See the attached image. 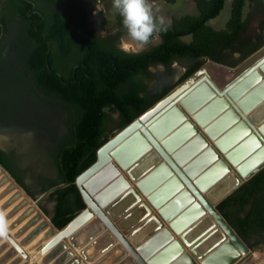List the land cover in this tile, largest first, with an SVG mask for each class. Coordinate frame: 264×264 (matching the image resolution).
Segmentation results:
<instances>
[{"label": "trees", "instance_id": "trees-1", "mask_svg": "<svg viewBox=\"0 0 264 264\" xmlns=\"http://www.w3.org/2000/svg\"><path fill=\"white\" fill-rule=\"evenodd\" d=\"M61 1L11 0V6L0 16L5 27L18 17L14 46L18 50L29 46L23 55L25 69L41 91L61 103L67 117V131L50 151L59 182L40 190L43 193L52 188L51 222L57 228L84 207L75 178L96 160L97 149L108 140L106 124L112 115L106 107L117 113L116 127H123L173 87L159 93L149 90L146 80L151 78V67L162 65L173 71L171 66L176 62L185 68L180 81L195 72L203 58L235 67L264 44V21L255 40L244 35L248 21L243 17L247 3H264L263 0H231L230 16L220 29L208 21L220 13L226 0H194L197 13L172 18L171 24L165 25L166 31L155 33L159 42L139 52L125 51L105 37L94 35L82 19L76 21L63 14L67 9ZM10 159L0 150V165L22 186L8 164ZM263 189L264 169L221 201L218 209L228 221L220 205L230 200L242 206L251 202L243 225L257 218L258 230H264V195L258 194ZM234 229L244 240L241 232Z\"/></svg>", "mask_w": 264, "mask_h": 264}, {"label": "rangeland", "instance_id": "rangeland-1", "mask_svg": "<svg viewBox=\"0 0 264 264\" xmlns=\"http://www.w3.org/2000/svg\"><path fill=\"white\" fill-rule=\"evenodd\" d=\"M230 1L226 0L220 13L208 21L215 29L221 28L228 20ZM149 2L153 6L155 16L163 18L165 25L168 26L171 24L172 18L176 16L197 12L194 0H174L171 2L149 0ZM61 4L67 9V11H62L63 14L71 16L76 21L82 19L88 30L94 35L105 37L121 49L127 45L128 52L142 51L137 50L136 44L127 37L122 17L113 9V0H62ZM243 17L247 18L248 21L244 35L257 40L260 24L264 21V3L259 1L247 3L243 8ZM9 24L10 28L7 35L0 42V149L7 152L8 158H11V162L8 164L12 166L23 185L21 186L2 165L0 168L15 182L24 196L33 204L37 213L48 222L54 231L63 230L76 219L79 222L75 228L76 232L73 231L71 240L59 239L49 245L37 243L30 250L26 249L20 242L23 250L20 251L15 248L21 257L19 264H157L154 260L157 256L156 250L160 247L168 252V259L165 260L164 264H203L202 259L193 254L191 247L182 242L179 234L173 231L167 221H163L159 217L157 209L155 210L152 206L147 214L144 211L145 216L141 217L140 220L150 228L144 238L145 240H153L160 234L162 235L161 243L156 244L155 251L149 252L146 258H141V260H138L140 253L137 247H134L137 259H131L133 256L127 235L121 233L119 227H113L117 229L118 233L113 232L108 225V223H113L111 219L106 215L101 217L104 211L103 206L96 201V198L94 199L96 190L85 194L78 184L76 186L84 207L75 211L71 221L63 227L57 228L53 225L51 216L54 200L50 195L52 188L43 193H40V190L52 183L59 182L57 169L50 151L58 145V141L67 131V117L65 119L63 113L65 111L61 103L41 91L35 85L31 74L25 69L23 55L29 46L25 45L24 50H18L14 46V38L19 27L18 17L10 20ZM261 33V36L264 37V29ZM188 39L189 37H185V40ZM159 40V36L154 33L143 50L157 44ZM263 46L264 44L259 49ZM259 49L248 57L255 54ZM246 59L233 68H238L250 58ZM202 61L198 69L209 62H214L208 58H203ZM171 67L173 71L165 70L162 65L151 67V78L146 80L148 89L154 93H159L173 85L171 90L164 95L166 96L189 77L178 81L185 68L176 62ZM105 110L111 112L112 115L111 120L106 124L107 138L109 139L119 134L127 125L120 128L116 127L117 113L110 107H106ZM197 128L204 133L200 127ZM208 140L213 145V141ZM218 152L223 156L220 151ZM263 191L264 189L261 193ZM251 204L249 202L242 206L234 200H230L220 205L228 221L241 232L245 238V243L250 248V252L242 255L233 264H264V248L259 244V241H256L259 233L251 230L248 225H243V219H245ZM96 220L103 228L92 227L91 223ZM114 224L113 226H115ZM90 226L92 231L88 233L86 230ZM41 229L42 227H34L30 236H36ZM105 235L108 236L109 242L101 244V239ZM48 254H50L51 260L47 262ZM11 256L13 254L9 253V257Z\"/></svg>", "mask_w": 264, "mask_h": 264}, {"label": "water", "instance_id": "water-1", "mask_svg": "<svg viewBox=\"0 0 264 264\" xmlns=\"http://www.w3.org/2000/svg\"><path fill=\"white\" fill-rule=\"evenodd\" d=\"M212 63L224 70L234 69ZM179 99L185 109L176 105ZM141 129L143 149L148 151L143 156L154 155L162 163L164 178L160 187L152 177L142 180L140 187L153 190L148 200L153 207L162 203L159 212L182 242L203 264H212L221 250L228 249L229 255L220 264H233L250 252L218 205L264 169V56L222 88L207 76L198 79L161 106ZM130 152L128 161L134 167L129 171L136 172V177L126 172L136 181L150 166L138 168L144 160L142 152ZM115 174L120 172L115 170Z\"/></svg>", "mask_w": 264, "mask_h": 264}, {"label": "bare ground", "instance_id": "bare-ground-1", "mask_svg": "<svg viewBox=\"0 0 264 264\" xmlns=\"http://www.w3.org/2000/svg\"><path fill=\"white\" fill-rule=\"evenodd\" d=\"M263 56L264 46L255 54L248 57L250 59L246 63H243L236 69L224 70L212 62L202 66L198 69V71L191 74L183 83H181L180 86L176 87L173 91L162 97L145 113L128 124L119 134L109 138L104 144H102L97 151L94 163L78 176L76 183L85 194L89 191L93 192L96 190V193H94V199L96 198V201L103 206L104 211V213L101 214V217L106 215L113 223H115V226H113V223H108V225H110V229L113 232L118 233L116 228L119 227L121 228V231L119 229L118 230L127 235L126 237H128V241L131 244V252L133 256L131 259H137L135 256L136 249L134 247H137L138 252L140 253L138 254V260H141V258H146L149 252L155 251V245L161 243L162 239V235L159 234L153 240H145L144 237L149 232L150 228L148 225L143 224L144 222L140 221L142 219L141 217L145 216L144 211H146L147 214L153 207L148 200L153 194V190L142 189L140 187L141 181L145 178L152 177V181H159L157 186L160 187L162 185V181L160 180H163L164 178L162 168H160L162 163L157 161L154 155L146 157L143 156L148 152H144V144L140 138V136L143 135L141 127L144 122L161 106H164L168 102L174 100L181 92L191 86L198 79L207 76L219 88H222L242 75L245 71H247V69L255 65ZM258 70H260V67ZM176 105L184 108V104L180 99L177 100ZM150 130L153 131L154 127H150ZM128 140L131 142L127 143ZM157 140L162 142L161 138H157ZM152 149L153 147H151L150 150ZM132 150L142 152L140 156H143L144 160L138 168L150 166L144 175L140 176L141 178L136 181H132L130 179L131 177H136V172L129 171L134 167L131 166L132 161L130 163L128 161V155H130V151ZM126 169L131 177H129ZM115 170L120 172L119 176L115 174ZM137 185L141 188V191ZM160 196L161 193L158 194V197ZM161 205L162 203L158 204V207L154 208L155 210L157 209L159 217L165 221L159 212V207ZM0 212L5 214L8 222L7 235L0 236V264L20 263L21 257L17 254L18 251L15 249L16 246L23 250L21 246L23 244L26 249L30 250L37 243H47V245H49L57 242L59 239L71 240V236L74 234L73 231L76 232L75 228L79 225L78 219H76L63 230L54 231L48 222L41 217L39 213H37L33 204L24 196L23 192L19 189L15 182H13L8 174L1 168ZM91 224L93 228L95 226L103 228L99 224L98 220L92 222ZM34 227H42V229L38 231L36 236L31 237L30 233ZM92 227L90 226V228L86 231L91 233L90 231H92ZM113 227H116V230ZM108 242V236H103L101 244H107ZM13 243L16 244V246H14ZM9 253H12L13 256L9 257ZM156 253L157 256L155 257L156 260H154V262L157 264H164L165 260L168 259L167 250L160 247L156 250ZM228 255V249L223 251L221 250V253L216 256V259L213 260L212 264H220ZM49 257L50 254L46 257L47 262L51 260V257Z\"/></svg>", "mask_w": 264, "mask_h": 264}, {"label": "clouds", "instance_id": "clouds-1", "mask_svg": "<svg viewBox=\"0 0 264 264\" xmlns=\"http://www.w3.org/2000/svg\"><path fill=\"white\" fill-rule=\"evenodd\" d=\"M113 9L122 17L127 37L136 44L137 50L150 42L154 33L166 31L163 18L155 16L149 0H113ZM128 50V46H124ZM8 222L3 212H0V236H6Z\"/></svg>", "mask_w": 264, "mask_h": 264}, {"label": "flooded vegetation", "instance_id": "flooded-vegetation-1", "mask_svg": "<svg viewBox=\"0 0 264 264\" xmlns=\"http://www.w3.org/2000/svg\"><path fill=\"white\" fill-rule=\"evenodd\" d=\"M10 3H11V0H0V16H1V13H3V11H5V10L7 11V10H8V9H6V8L9 7V6H11ZM196 13H197V12H196ZM9 26H10V24H8V25L5 27L4 23H3L2 21H0V42H1V40L4 38V36L7 35V32H8V30H9V28H10ZM159 38H160V37H159ZM14 41H15V40H14ZM0 150H2V149H0ZM3 151H4V150H3ZM4 152H5V151H4ZM5 153L7 154V152H5ZM258 194L260 195L261 192L258 193ZM263 195H264V191H263ZM260 200L263 201L262 197H261ZM262 201H260V202H262ZM252 218H256V217H255V216H252ZM262 218L264 219V213H263V215H262ZM258 224H259V222L257 221V218H256L253 222L249 223L248 227H249L251 230H253V231L259 233L258 236L256 237V241H257V242L259 241V244L262 245L263 248H264V230H258V229H259Z\"/></svg>", "mask_w": 264, "mask_h": 264}, {"label": "crops", "instance_id": "crops-1", "mask_svg": "<svg viewBox=\"0 0 264 264\" xmlns=\"http://www.w3.org/2000/svg\"><path fill=\"white\" fill-rule=\"evenodd\" d=\"M230 5H231V1H230ZM230 10H231V6H230ZM229 16H230V13H229ZM226 23V22H225ZM225 26V24L221 27V28H223ZM217 29H220V28H217ZM235 56H237V54H234ZM250 180V179H249ZM248 180V181H249ZM245 184V183H244ZM243 185V184H242ZM53 215V214H52Z\"/></svg>", "mask_w": 264, "mask_h": 264}]
</instances>
